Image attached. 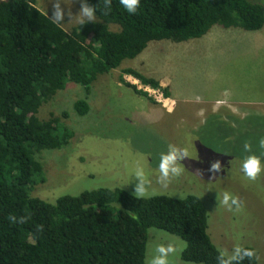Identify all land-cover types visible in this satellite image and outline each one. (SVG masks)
Returning a JSON list of instances; mask_svg holds the SVG:
<instances>
[{
  "label": "trees",
  "instance_id": "obj_1",
  "mask_svg": "<svg viewBox=\"0 0 264 264\" xmlns=\"http://www.w3.org/2000/svg\"><path fill=\"white\" fill-rule=\"evenodd\" d=\"M214 25L259 30L264 7L250 0H140L129 14L112 0L108 15L101 3L95 23H78L68 33L29 0H0V264H145L149 228L181 238L182 261L217 264L207 210L195 195L136 199L121 188H99L62 195L54 204L30 195L46 179L37 154L60 149L73 136L58 117L37 116L44 102L70 82L87 96L99 75L135 58L150 41L183 42ZM126 71L159 88L158 80ZM72 108L78 116L89 111L86 98ZM242 264H258L257 257Z\"/></svg>",
  "mask_w": 264,
  "mask_h": 264
},
{
  "label": "rangeland",
  "instance_id": "obj_2",
  "mask_svg": "<svg viewBox=\"0 0 264 264\" xmlns=\"http://www.w3.org/2000/svg\"><path fill=\"white\" fill-rule=\"evenodd\" d=\"M250 1L264 7V0ZM29 2L51 18L53 0ZM63 4L73 14L81 7L80 0ZM77 24L66 15L59 25L69 33ZM126 69L158 80L159 91L166 89L168 98L163 94L158 102L136 94L128 86L135 84L127 80L133 75ZM81 98L89 105L84 116L72 108ZM37 116L44 121L58 117L73 136L66 146L37 154L46 179L32 187L31 196L54 204L62 195L99 188L133 194V170L139 164L151 180L149 196H197L217 249L250 246L258 264H264V170L255 181L241 171L244 158L253 153L264 169V151L257 147L264 137V25L256 31L214 25L199 38L150 41L138 56L99 75L87 96L70 82L40 106ZM246 141L252 153L244 151ZM170 144L187 148L190 158L181 161L183 174L163 189L157 183L159 158ZM214 161L221 162L215 174L209 171ZM224 192L239 197V212L219 203ZM169 243L185 247L181 238L149 228L145 259L156 245ZM180 252L170 257L172 264H196L182 261Z\"/></svg>",
  "mask_w": 264,
  "mask_h": 264
},
{
  "label": "clouds",
  "instance_id": "obj_3",
  "mask_svg": "<svg viewBox=\"0 0 264 264\" xmlns=\"http://www.w3.org/2000/svg\"><path fill=\"white\" fill-rule=\"evenodd\" d=\"M102 14L108 15L112 7V0H101ZM101 3L98 6H90L87 0H80V10L77 14H73L72 10L64 7L63 0H53V12L51 15L52 22L54 24H62L65 21L67 15L68 20L75 19L80 24L95 23L96 12L101 7ZM120 5L129 13L136 14L140 5V0H119ZM227 94V93H226ZM202 115V113H200ZM244 151L252 153V144L250 142L244 143ZM257 147L264 151V137H261L258 141ZM185 158H190V153L187 148H181L176 145L170 144L168 150L165 153L160 154L158 165V179L157 183L163 188L167 189L172 180L180 177L183 174L184 168L181 161ZM221 170V162H211L209 171L215 174ZM262 169L261 159L256 154L247 155L241 165V171L244 176L250 180L255 181L260 175ZM135 178V188L133 195L136 199L148 198L149 188L151 186V180L145 172L142 165H137L133 170ZM181 199L184 197L181 196ZM219 203L229 211L235 210L239 212L242 208L239 197L233 196L229 192L223 193V198L218 197ZM9 220L13 223L17 222V219L13 216H9ZM26 218H21L20 223H24ZM39 231L43 230V226L38 227ZM182 249H179L175 244L169 243L158 244L155 246L153 253L146 257L145 264H172L170 257L177 256ZM256 257V253L252 249L243 248L240 245H236L231 252L227 249L218 250L216 257L217 264H242L244 260L251 261Z\"/></svg>",
  "mask_w": 264,
  "mask_h": 264
},
{
  "label": "built area",
  "instance_id": "obj_4",
  "mask_svg": "<svg viewBox=\"0 0 264 264\" xmlns=\"http://www.w3.org/2000/svg\"><path fill=\"white\" fill-rule=\"evenodd\" d=\"M127 80H130L131 83L135 84V86H137L142 91L146 92L148 95L153 96V98L155 100H157L158 102L162 101L163 93L159 91L160 90L159 88H153L149 85H145L143 83H140L141 81L138 80L134 76H129ZM166 99L167 98H165L164 100H166Z\"/></svg>",
  "mask_w": 264,
  "mask_h": 264
},
{
  "label": "crops",
  "instance_id": "obj_5",
  "mask_svg": "<svg viewBox=\"0 0 264 264\" xmlns=\"http://www.w3.org/2000/svg\"><path fill=\"white\" fill-rule=\"evenodd\" d=\"M168 98V97H167Z\"/></svg>",
  "mask_w": 264,
  "mask_h": 264
}]
</instances>
